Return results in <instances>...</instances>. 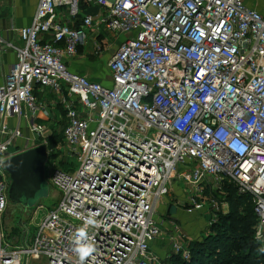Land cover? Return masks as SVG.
Listing matches in <instances>:
<instances>
[{
    "label": "built area",
    "instance_id": "2783aa9c",
    "mask_svg": "<svg viewBox=\"0 0 264 264\" xmlns=\"http://www.w3.org/2000/svg\"><path fill=\"white\" fill-rule=\"evenodd\" d=\"M82 2L102 12L83 14L76 26ZM93 26L124 36L107 60L109 85L70 71L64 60L77 55ZM17 33L19 46L0 36V60L7 49L16 54L0 85V264H166L171 254L189 260L182 224L156 214L175 181L194 190L189 213L201 209L210 180L249 194L254 239L264 246V5L38 0L31 23ZM38 91L57 95L64 145L79 166L64 171L49 157L48 181L61 199L33 227L32 218L21 224L20 244L7 240L1 224L10 182L3 163L41 144L50 155L54 112ZM82 229L81 243L95 248L83 261L76 250ZM160 240L169 246L163 256L154 248Z\"/></svg>",
    "mask_w": 264,
    "mask_h": 264
},
{
    "label": "rangeland",
    "instance_id": "374dc122",
    "mask_svg": "<svg viewBox=\"0 0 264 264\" xmlns=\"http://www.w3.org/2000/svg\"><path fill=\"white\" fill-rule=\"evenodd\" d=\"M105 35V39H108L110 41L114 38H118V40H122L124 38L123 35H119L116 37V34L112 35V33L110 32H105ZM91 49L92 43L90 42L79 51L81 53L85 52L86 54H89V52H91ZM107 54L108 53L104 51L102 56L100 57L102 59H100V63L103 67L106 66L105 63ZM56 127L57 129H55V131L62 134V123H58ZM56 147L57 153L54 157L51 158L49 164H54L56 167H59L64 171H76L79 166L77 159L74 156H71L66 151L65 145L62 144L59 140L57 141ZM9 151L10 153H14L16 150L11 146L9 148ZM179 168L181 169V166ZM48 174L49 167L48 165H46L45 179L47 185L41 192L37 200L30 202L28 208H24L19 205H11L8 202V207L1 216V224L5 237L8 241L10 239L12 240V238L15 237V240L19 241V243L21 244V224L24 222V224L28 225L30 218H32V223L30 222L29 226L33 227V223L39 222L49 209L55 208L59 203L61 199V191L49 183ZM203 186L205 188L203 191L204 194L201 199H198L197 202L199 205H201V209L199 210H192V212L190 213L187 212V209L190 208L189 200L191 198V195L194 193V190L191 189L190 185L183 184V182L181 183L178 181H175L169 194L160 202H158L159 204L156 208V214L160 216V218L173 220L174 222L178 223H181L182 221L184 226L181 231L186 235V238L188 240H199L201 239V237L208 235L207 231H210L211 227L220 220V216L227 213L230 209L225 195V191L227 188L226 184L218 185L210 180L206 184H203ZM219 188H221V190H219ZM222 203V210H218L217 206ZM40 205L42 206L41 209H39L38 207ZM168 205H172V213H174L176 211V208L179 207L180 210H177L175 216L172 215L171 217H167L166 211ZM161 247L162 243L160 240L155 250L159 252L160 249H169V246L167 245L164 248Z\"/></svg>",
    "mask_w": 264,
    "mask_h": 264
},
{
    "label": "trees",
    "instance_id": "16d2710c",
    "mask_svg": "<svg viewBox=\"0 0 264 264\" xmlns=\"http://www.w3.org/2000/svg\"><path fill=\"white\" fill-rule=\"evenodd\" d=\"M80 8L82 13L77 16V26L82 15L92 13L91 9L95 7L82 2ZM60 122L64 127L65 120L58 123ZM58 123L51 124V134L48 138L50 159L57 153V141L64 144L63 127L62 134L55 131ZM224 184L227 185L225 195L229 203V211L220 216V220L211 227L210 231H207L208 235L199 240L188 241L189 260L171 254L165 258L166 264H264V246L254 239L257 218L251 196L238 193L232 183Z\"/></svg>",
    "mask_w": 264,
    "mask_h": 264
},
{
    "label": "crops",
    "instance_id": "0c3cea01",
    "mask_svg": "<svg viewBox=\"0 0 264 264\" xmlns=\"http://www.w3.org/2000/svg\"><path fill=\"white\" fill-rule=\"evenodd\" d=\"M38 0H0V36L15 45H21L20 38L17 33V29L27 26L31 23L33 18L35 8ZM246 5L255 9H261L264 5V0H245ZM92 14L98 15L102 12V9L95 7L91 9ZM58 16H60L61 20H67V16L65 12H63L62 8H58ZM77 24V19L74 21V25ZM77 26V25H76ZM106 33H109L107 29L103 26H93L92 28L86 31L87 38L86 43L78 48V53L74 57H65V63L70 71L80 73L85 75L93 80H97L102 82L103 84H110V75L107 68V60L110 57L111 53L115 50L118 44V38H114L113 40L105 39ZM111 33V32H110ZM112 35H115L112 33ZM117 37V35H116ZM92 43V49L89 54L85 52L81 53L79 50L86 46L88 43ZM101 46L102 52L100 55L95 54V47ZM107 52L105 67H103L100 63V57L103 52ZM16 60L15 51L12 49H7L1 56L0 60V85L4 82L5 75L9 71V67ZM102 60V59H101ZM37 96L40 99L46 100L49 104L50 109L54 112L55 104L57 101V95L50 92H37ZM53 117L49 121L51 124L53 122L58 123V119L60 116L61 109L60 106H57ZM60 111V112H59ZM49 123V124H50ZM158 206V205H157ZM157 208V207H156ZM177 210H180L179 207L176 208V211L172 213L175 216ZM182 226L184 224L181 223ZM158 246V241L155 243L154 248ZM163 256L162 252L159 251V256Z\"/></svg>",
    "mask_w": 264,
    "mask_h": 264
},
{
    "label": "water",
    "instance_id": "95a60500",
    "mask_svg": "<svg viewBox=\"0 0 264 264\" xmlns=\"http://www.w3.org/2000/svg\"><path fill=\"white\" fill-rule=\"evenodd\" d=\"M48 161L45 144L27 148L4 160V169L10 179L7 199L11 205L28 208L31 201L37 200L47 185L45 169ZM172 209V205H168V216L172 214Z\"/></svg>",
    "mask_w": 264,
    "mask_h": 264
},
{
    "label": "clouds",
    "instance_id": "9594fccd",
    "mask_svg": "<svg viewBox=\"0 0 264 264\" xmlns=\"http://www.w3.org/2000/svg\"><path fill=\"white\" fill-rule=\"evenodd\" d=\"M233 148H241L242 146L239 144V142H235L233 145H232ZM3 207V202L0 201V208ZM82 231H86V229H82ZM84 239V237H78L77 238V252H78V255L80 256L82 254L83 251H86L88 248L91 247V244L87 241H84L83 243H81V241Z\"/></svg>",
    "mask_w": 264,
    "mask_h": 264
},
{
    "label": "snow or ice",
    "instance_id": "6c2138e0",
    "mask_svg": "<svg viewBox=\"0 0 264 264\" xmlns=\"http://www.w3.org/2000/svg\"><path fill=\"white\" fill-rule=\"evenodd\" d=\"M125 7H130V5L126 4ZM200 35L203 36L204 33L201 32ZM209 99H210V98H209ZM236 150H237V151H241L239 148H236ZM88 223L91 224V223H94V222L91 221V220H88ZM85 235H86V234H85L84 231L81 230V231L79 232V236H80V237H85ZM94 252H95V248L91 246V247L88 248L86 251H83V252H82V254L80 255V259L83 261V260H85V258L90 257Z\"/></svg>",
    "mask_w": 264,
    "mask_h": 264
}]
</instances>
